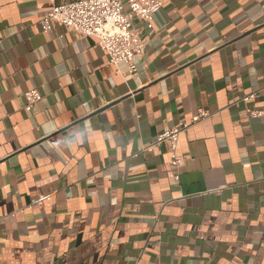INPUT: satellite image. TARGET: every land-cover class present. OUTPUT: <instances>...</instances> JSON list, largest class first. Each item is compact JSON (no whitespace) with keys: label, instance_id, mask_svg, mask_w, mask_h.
Here are the masks:
<instances>
[{"label":"crops","instance_id":"obj_1","mask_svg":"<svg viewBox=\"0 0 264 264\" xmlns=\"http://www.w3.org/2000/svg\"><path fill=\"white\" fill-rule=\"evenodd\" d=\"M51 8L0 0V264H264V0L134 18L136 76Z\"/></svg>","mask_w":264,"mask_h":264},{"label":"built area","instance_id":"obj_2","mask_svg":"<svg viewBox=\"0 0 264 264\" xmlns=\"http://www.w3.org/2000/svg\"><path fill=\"white\" fill-rule=\"evenodd\" d=\"M49 1L52 8L39 22L42 30L49 31L53 24H59L79 37L96 38L102 51L109 57V62L117 67L125 65L131 76L137 75V61L143 57L147 46V40L134 28L133 19H139L150 33H155L154 17L165 3V0H127L126 4L123 0H76L66 3ZM24 96L28 111L42 100L41 94L36 90L26 92ZM255 97L257 93L246 95L238 101L245 104L246 112L251 117L258 118L263 115V111L247 105ZM204 115L200 114L199 118ZM188 128V124H178L160 135L157 143L169 140L172 151L175 152L179 134ZM183 159L174 155L172 164L180 166Z\"/></svg>","mask_w":264,"mask_h":264}]
</instances>
